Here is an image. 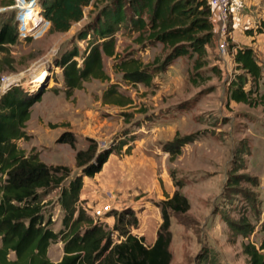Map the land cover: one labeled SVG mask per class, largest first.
<instances>
[{"label": "rangeland", "instance_id": "374dc122", "mask_svg": "<svg viewBox=\"0 0 264 264\" xmlns=\"http://www.w3.org/2000/svg\"><path fill=\"white\" fill-rule=\"evenodd\" d=\"M9 1L0 0V18L13 14L19 36L0 51V87L1 77L13 76L26 91L51 90L41 104L31 108L34 114L28 129L35 136L26 130L30 138L19 140L18 146L27 152L34 148L46 164L68 166L70 174L64 184L80 174L75 151L85 149L88 138L97 142L99 150L113 146L115 151L102 169L85 178L82 185L84 198L79 205L89 204L82 207L93 218L92 208L101 204H109L112 210L129 207L138 220L130 231L145 241L156 235L163 201L179 189L190 206L184 213L169 210L170 264H248L243 245L258 246L264 238V111L260 105L250 107L228 99L227 89L237 71L231 62L224 64L220 73L216 70L221 63L219 34L207 46L205 64L199 68L195 67V57L179 56L154 76L152 85L145 86L124 80L114 66L118 59L103 56L109 79H89L66 96L56 61L76 44L80 48L76 59L82 62L87 41L76 35L94 18L97 6L84 7L83 18L66 32L50 33L35 0H13L12 5ZM136 35L122 30L116 34L119 56L129 53L143 62L164 58L167 51L161 43L143 48L134 41ZM32 75L33 86L28 84ZM110 84H115L121 95L130 96L131 104L104 103L102 93ZM47 108L51 109L48 113ZM74 110L78 112L72 117ZM88 113L86 121L83 118ZM78 121H83V128L79 123L77 131L90 136H75V149L56 142L63 132L59 127L67 129ZM87 126L89 132H85ZM176 134L194 137L171 161L163 145ZM230 174L248 175L255 181L239 178L229 182ZM174 181H180L181 187ZM58 192L53 190L47 199L52 203ZM46 209L55 219L54 229H58L61 217L55 204L48 203ZM100 219L108 225L105 215ZM61 245H50L48 257L53 263L63 254Z\"/></svg>", "mask_w": 264, "mask_h": 264}, {"label": "trees", "instance_id": "16d2710c", "mask_svg": "<svg viewBox=\"0 0 264 264\" xmlns=\"http://www.w3.org/2000/svg\"><path fill=\"white\" fill-rule=\"evenodd\" d=\"M40 16L49 23L48 31L66 32L74 22L84 16V7L95 5L96 15L77 33L80 40L86 39L82 62L78 45L63 52L56 61L61 67L64 92L70 96L89 79L108 80L103 68V56L118 59L115 69L122 78L145 86L153 84L154 76L165 70L177 57L194 58L196 68L205 64L207 46L216 39L213 12L207 0H35ZM13 0L9 1V5ZM231 20V16H230ZM231 21H229V26ZM137 33L134 41L141 47L161 43L167 51L161 60L155 57L143 62L134 55L119 56L116 51V34L119 31ZM258 31L261 28H257ZM228 28V51L233 50L236 69L229 83L228 99L250 107L260 105L264 111L263 67L250 46H238L231 42ZM18 22L13 14L0 18V51L18 40ZM215 67H213L214 69ZM222 70L219 64L217 71ZM220 73V71H219ZM42 77V76H41ZM39 81V80H38ZM37 81V82H38ZM45 89L25 91L12 87L0 95V264H170L172 254L170 213H184L189 209L188 199L176 189L161 206L162 221L152 245L145 244L144 237L131 233L138 220L129 208L112 210L105 214L114 216L111 227L100 218H93L88 210L79 205L83 177L98 173L113 146L102 150L97 142L88 138L85 149L75 151V164L80 174L69 177L66 165L46 164L34 148L29 152L20 148L19 140H28L25 127L33 104L40 101ZM131 97L121 95L115 84H110L102 93V101L108 104H131ZM193 135H177L163 145L169 160H174L184 144L193 140ZM56 142L66 143L75 149L76 137L70 130L63 131ZM123 141L121 144H125ZM127 147V152L130 151ZM243 153V149H237ZM172 176V174H171ZM239 178L255 181L242 174H230L228 181ZM181 187L180 181H174ZM58 189L52 202L61 209L60 228L54 230V220L47 212L52 204L48 195ZM49 211V210H48ZM113 211V212H112ZM114 236L118 241L114 240ZM62 243V256L53 263L48 257L51 244ZM243 252L248 264H264V238L259 245L246 243ZM13 254V257H10ZM207 260V257L204 256Z\"/></svg>", "mask_w": 264, "mask_h": 264}, {"label": "crops", "instance_id": "0c3cea01", "mask_svg": "<svg viewBox=\"0 0 264 264\" xmlns=\"http://www.w3.org/2000/svg\"><path fill=\"white\" fill-rule=\"evenodd\" d=\"M230 8H231V20H230L231 24L229 26V29H230L229 34H231V42L233 44L238 45V46H250L251 48H253V50L256 54V57L258 59V62L263 67L262 68L263 69L262 82L264 85V0H231ZM213 18H214V16H213ZM259 27L261 28L260 31L257 30V28H259ZM230 62L233 63V50L226 57H224L222 59V61L219 60L220 66L222 68H223L224 64L228 65V63H230ZM63 90H64V87H63ZM48 93H51V90H49V91L46 90L43 93L41 100L36 102L35 104H33L32 107H34L38 104H41L43 102L44 97ZM235 103L241 104V102H235ZM127 105H130V104H127ZM124 106H126V105H124ZM50 111H51V109L47 108V110L45 112L48 113ZM77 112L78 111L74 110V112H72L70 114L72 117H74L75 115H77L76 114ZM33 114L34 113L32 111H30V118L26 122L25 130H27V132H29V133L32 132V134L35 136L34 131L31 129H28V124L33 120V117H32ZM89 118H90L89 113L84 114V118H83L84 120L87 121V119H89ZM79 123L81 125V128H83V121H78V123L77 122L73 123V126H70L67 129L62 128V127H59V128L63 129V131L70 130L75 134V136H78V134H81L83 136H90V133L82 134V133L77 131L78 130L77 126ZM88 128H90V127L87 126L86 129H88ZM85 132H89V129H88V131H85ZM61 144H63V143H61ZM64 144H66V143H64ZM34 145L35 144H33L32 146H34ZM35 146L39 147L40 145L36 144ZM82 149H84V148H82ZM39 157H40V155H39ZM85 178H89V177L84 176L83 177V183L85 182ZM84 185L85 184H83V187H84ZM82 190H83V188L81 189L80 200L82 198H84L83 194H82ZM88 205L89 204H86V205L81 204V206H83V207H86ZM56 208H57V212H59L58 216L60 218L61 217V213H60L61 209L59 206H56ZM53 220L55 222V219H53ZM105 220H106L108 226L111 227L113 225L115 219H114V216L111 215V216L105 217ZM59 228H60V226H59ZM58 229H54V230L57 231ZM155 238H156V235L150 236L149 238L147 237L145 239V244L147 243L148 246L152 245ZM61 247H62V245H61ZM49 249H50V246L48 248V251H49Z\"/></svg>", "mask_w": 264, "mask_h": 264}, {"label": "built area", "instance_id": "2783aa9c", "mask_svg": "<svg viewBox=\"0 0 264 264\" xmlns=\"http://www.w3.org/2000/svg\"><path fill=\"white\" fill-rule=\"evenodd\" d=\"M208 4L213 12V21L216 26V31L219 34V41L217 44L218 47V55L221 57L220 60L226 57L229 54L228 51V28L229 21L231 16V8L230 3L231 0H207ZM35 77H30L28 80V84H35ZM1 87H0V95L7 92L9 89L15 86H22L18 77H1ZM23 88V87H21ZM24 89V88H23ZM26 91V89H24ZM32 90V89H30ZM111 206L109 204L99 205L92 208V215L95 218H100L104 216L107 212L111 211Z\"/></svg>", "mask_w": 264, "mask_h": 264}, {"label": "bare ground", "instance_id": "6f19581e", "mask_svg": "<svg viewBox=\"0 0 264 264\" xmlns=\"http://www.w3.org/2000/svg\"><path fill=\"white\" fill-rule=\"evenodd\" d=\"M46 72V71H45ZM34 75H32V77H33Z\"/></svg>", "mask_w": 264, "mask_h": 264}]
</instances>
